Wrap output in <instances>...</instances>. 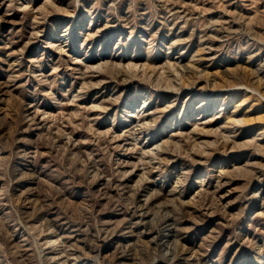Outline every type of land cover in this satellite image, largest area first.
Instances as JSON below:
<instances>
[{
    "label": "rangeland",
    "instance_id": "rangeland-1",
    "mask_svg": "<svg viewBox=\"0 0 264 264\" xmlns=\"http://www.w3.org/2000/svg\"><path fill=\"white\" fill-rule=\"evenodd\" d=\"M0 264H264V0H0Z\"/></svg>",
    "mask_w": 264,
    "mask_h": 264
}]
</instances>
